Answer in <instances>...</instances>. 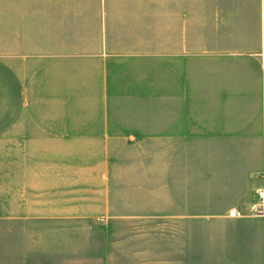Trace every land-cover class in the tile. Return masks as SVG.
<instances>
[{
    "label": "crops",
    "instance_id": "obj_1",
    "mask_svg": "<svg viewBox=\"0 0 264 264\" xmlns=\"http://www.w3.org/2000/svg\"><path fill=\"white\" fill-rule=\"evenodd\" d=\"M196 13L0 0V264H264V0Z\"/></svg>",
    "mask_w": 264,
    "mask_h": 264
},
{
    "label": "rangeland",
    "instance_id": "obj_2",
    "mask_svg": "<svg viewBox=\"0 0 264 264\" xmlns=\"http://www.w3.org/2000/svg\"><path fill=\"white\" fill-rule=\"evenodd\" d=\"M196 6H197V0H190V8H191V14H190L191 37H196V24H197ZM0 203L4 205V200L0 201ZM2 210H4L3 207H2ZM97 225L99 226L100 230H104L105 229L104 223L101 222V223H98ZM114 226H115V229L117 230L118 233L137 231V224H135V223L115 224ZM32 230L33 231H37L36 229H32ZM49 239H53V238H48L46 240L48 241ZM31 241H33V240L31 239ZM113 253L116 254L115 258H119L122 255L120 252H118V250H116ZM61 258H62L61 256H53V255H50L49 252H47L46 264H72L70 262H68V263L61 262L60 261ZM78 264H85V263H78Z\"/></svg>",
    "mask_w": 264,
    "mask_h": 264
},
{
    "label": "built area",
    "instance_id": "obj_3",
    "mask_svg": "<svg viewBox=\"0 0 264 264\" xmlns=\"http://www.w3.org/2000/svg\"><path fill=\"white\" fill-rule=\"evenodd\" d=\"M231 218H260L264 219V189H257L255 200L246 209L232 208L228 212Z\"/></svg>",
    "mask_w": 264,
    "mask_h": 264
}]
</instances>
